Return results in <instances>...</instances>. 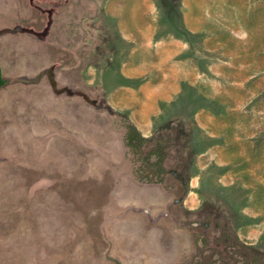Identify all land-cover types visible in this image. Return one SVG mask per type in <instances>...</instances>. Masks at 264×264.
Masks as SVG:
<instances>
[{"label": "rangeland", "instance_id": "obj_1", "mask_svg": "<svg viewBox=\"0 0 264 264\" xmlns=\"http://www.w3.org/2000/svg\"><path fill=\"white\" fill-rule=\"evenodd\" d=\"M0 68V264H264V0H0Z\"/></svg>", "mask_w": 264, "mask_h": 264}, {"label": "trees", "instance_id": "obj_2", "mask_svg": "<svg viewBox=\"0 0 264 264\" xmlns=\"http://www.w3.org/2000/svg\"><path fill=\"white\" fill-rule=\"evenodd\" d=\"M4 81L0 79V87L3 86ZM137 134L133 129H130L125 135L126 145L128 147H135L137 142Z\"/></svg>", "mask_w": 264, "mask_h": 264}, {"label": "crops", "instance_id": "obj_3", "mask_svg": "<svg viewBox=\"0 0 264 264\" xmlns=\"http://www.w3.org/2000/svg\"><path fill=\"white\" fill-rule=\"evenodd\" d=\"M1 69V68H0ZM19 80V79H18ZM16 81V82H18V83H22V81ZM2 87V86H1ZM1 87H0V89H1ZM0 96H1V91H0ZM0 108H1V105H0ZM21 119H22V116L20 117ZM21 119H19V120H21Z\"/></svg>", "mask_w": 264, "mask_h": 264}, {"label": "water", "instance_id": "obj_4", "mask_svg": "<svg viewBox=\"0 0 264 264\" xmlns=\"http://www.w3.org/2000/svg\"><path fill=\"white\" fill-rule=\"evenodd\" d=\"M0 79H1V69H0Z\"/></svg>", "mask_w": 264, "mask_h": 264}]
</instances>
